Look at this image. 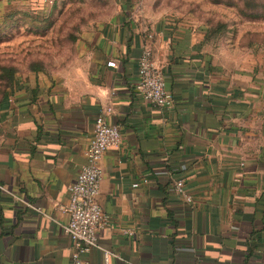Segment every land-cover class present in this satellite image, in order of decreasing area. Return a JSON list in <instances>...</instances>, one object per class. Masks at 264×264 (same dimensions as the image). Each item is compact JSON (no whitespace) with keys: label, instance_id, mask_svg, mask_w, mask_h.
Masks as SVG:
<instances>
[{"label":"crops","instance_id":"obj_1","mask_svg":"<svg viewBox=\"0 0 264 264\" xmlns=\"http://www.w3.org/2000/svg\"><path fill=\"white\" fill-rule=\"evenodd\" d=\"M37 4L54 22L85 23L66 70L16 77L0 105V264H72L69 187L108 108L122 141L101 160L109 222L87 264H264V45L246 39L253 30L241 21L207 40L171 9L159 23L149 0H0V10ZM146 47L170 108L136 94ZM180 177L192 203L174 191Z\"/></svg>","mask_w":264,"mask_h":264},{"label":"rangeland","instance_id":"obj_2","mask_svg":"<svg viewBox=\"0 0 264 264\" xmlns=\"http://www.w3.org/2000/svg\"><path fill=\"white\" fill-rule=\"evenodd\" d=\"M149 3L153 15L160 18L159 23L167 22V9L208 29L220 24L235 28L242 21L253 30L252 38L264 45V0H149ZM50 9L37 4L25 9L0 10V100L9 86L4 68L16 69V77L30 73L52 77L75 60L78 37L74 31L85 22H54L45 16L53 13ZM246 12L250 15L244 16Z\"/></svg>","mask_w":264,"mask_h":264},{"label":"built area","instance_id":"obj_3","mask_svg":"<svg viewBox=\"0 0 264 264\" xmlns=\"http://www.w3.org/2000/svg\"><path fill=\"white\" fill-rule=\"evenodd\" d=\"M43 3L52 5L53 0H43ZM108 65L115 67V63ZM135 91L142 100L155 107L170 108L174 102L149 47L144 49L138 62ZM111 112L112 108H108L97 117L94 135L86 153L87 163L76 181L69 187V204L66 208L69 222L63 229L73 244L72 264H87L83 256L93 249L101 248L99 233L109 222L98 201L103 177L101 160L107 150L119 147L122 141L119 127L108 121ZM174 191L183 202L192 203L193 199L186 189L185 177L174 181ZM126 233L132 235L129 231ZM105 258L108 263V252H105Z\"/></svg>","mask_w":264,"mask_h":264},{"label":"trees","instance_id":"obj_4","mask_svg":"<svg viewBox=\"0 0 264 264\" xmlns=\"http://www.w3.org/2000/svg\"><path fill=\"white\" fill-rule=\"evenodd\" d=\"M79 29V28H78ZM76 29V30H78ZM229 32V24H220L215 28H211L208 29L207 32V40H213V41H219L221 39H224L227 36V33ZM249 41H255L254 38H252L253 36L251 34L246 36ZM3 72H5L7 74V78H8V87L6 88L7 92H5V94L3 95V97L0 100V105L2 103V101L7 98L8 95V90H10L13 85H14V81L16 79V69L13 68H4Z\"/></svg>","mask_w":264,"mask_h":264}]
</instances>
